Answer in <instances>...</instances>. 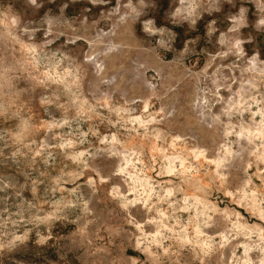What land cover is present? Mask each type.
Segmentation results:
<instances>
[{
  "label": "rangeland",
  "instance_id": "obj_1",
  "mask_svg": "<svg viewBox=\"0 0 264 264\" xmlns=\"http://www.w3.org/2000/svg\"><path fill=\"white\" fill-rule=\"evenodd\" d=\"M0 264H264V0H0Z\"/></svg>",
  "mask_w": 264,
  "mask_h": 264
}]
</instances>
